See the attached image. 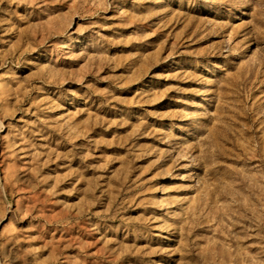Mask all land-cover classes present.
I'll list each match as a JSON object with an SVG mask.
<instances>
[{"label": "rangeland", "instance_id": "374dc122", "mask_svg": "<svg viewBox=\"0 0 264 264\" xmlns=\"http://www.w3.org/2000/svg\"><path fill=\"white\" fill-rule=\"evenodd\" d=\"M0 264H264V0H0Z\"/></svg>", "mask_w": 264, "mask_h": 264}]
</instances>
